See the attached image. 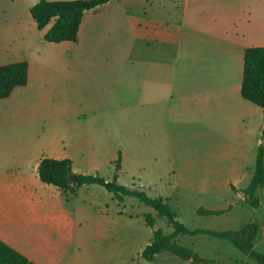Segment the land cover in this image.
I'll return each instance as SVG.
<instances>
[{
	"label": "crops",
	"instance_id": "crops-1",
	"mask_svg": "<svg viewBox=\"0 0 264 264\" xmlns=\"http://www.w3.org/2000/svg\"><path fill=\"white\" fill-rule=\"evenodd\" d=\"M14 1L30 13L39 0ZM112 20L131 33L133 104L137 118L151 122V137L170 147L173 129L181 126L191 137L202 139L207 149L197 156L204 164L198 170L204 169L213 146L222 152L217 161L219 173L213 174L209 189L215 201L201 204L195 211H224L206 217H231L234 208L250 207L237 191L248 185L239 184L249 183L252 177L258 149L252 137L258 138L263 129L264 109L244 100L240 87L245 49L264 47V0H111L85 12L77 42L59 43L63 50L49 52L61 63L49 68L44 58L15 60L19 53L0 63H28L26 85L0 100V241L35 264H153L163 256L170 258L162 252L152 262L141 259L153 231L159 228L156 224L153 229L146 226L143 216L149 212H127V198L133 197L125 196L120 203L104 188L89 185L67 200L60 190L42 183L37 172L40 161L50 158L69 160L72 174L87 175L73 165L77 157L73 149L85 146L83 142L88 143L91 136L85 137L86 132L76 125L75 114L78 107L84 109L91 102L78 97L77 80L79 74L87 75L91 69L94 54L78 46L84 25L91 31L92 24ZM60 68L69 72L70 78L57 87L46 72L53 71L55 76ZM113 70L114 75L122 74L118 68ZM121 100L119 94L112 95L108 103ZM56 113H69V117L57 118ZM45 116L50 117L48 126ZM86 116L83 113L81 118ZM236 138L241 139L239 144L234 143ZM183 169L193 178L200 177L192 165ZM80 198L83 202L79 205ZM137 217L149 231L135 225ZM250 223L258 225L253 249L264 254V220L245 225ZM203 236L176 239L209 261L206 264H258L238 250L240 255L223 252L226 244L212 241L214 237L201 241ZM132 248H137L136 259L126 255Z\"/></svg>",
	"mask_w": 264,
	"mask_h": 264
},
{
	"label": "rangeland",
	"instance_id": "rangeland-1",
	"mask_svg": "<svg viewBox=\"0 0 264 264\" xmlns=\"http://www.w3.org/2000/svg\"><path fill=\"white\" fill-rule=\"evenodd\" d=\"M22 9V6L15 5L14 0H0V63L16 53H19V57L15 60L44 58L49 68L61 63L59 58L50 57L49 52H58L63 48L43 40V35L50 26L39 30L29 11L23 12ZM256 29L257 27L255 33L258 32ZM121 30L118 21L112 20L103 25L92 24L91 31L84 25L81 31L78 49L83 52L87 49L91 50L94 58L93 64L89 65L91 69L87 75H78V97H86L91 102L84 109L78 107L75 117L76 125L81 131L86 132L85 137H88L89 133L91 136L90 140L87 139L88 143L83 142L85 146H80L79 150L73 149L77 155L73 163L75 168L87 175L109 177L112 180L115 175L114 162L120 155V169L116 175V183L144 191L150 197L162 196L170 199L169 205L175 212L177 220L190 230L232 228L231 231H239L249 221L257 220L260 223V220H264V186L256 191L260 205L254 209L238 206L234 208L231 217H206L197 213L199 209L195 211L201 204L215 201L211 199L212 192L209 189L214 180L213 174L219 173L217 161L222 152L213 146L211 152L206 155L208 158L204 169L198 170L197 167L204 164L197 160V156H202L207 149L202 145V139L191 137L181 126L173 129V137L168 142L171 143L170 147L161 146L155 137H151V122L147 118L140 121L133 104V61L129 55L132 45L129 38L131 33L125 27ZM113 68L120 69L122 74L114 75ZM52 73L53 71H47L46 77L48 74L54 78V85L57 87L66 85L70 78V73L61 68L55 76ZM74 81H76L75 76ZM117 94L123 100L108 103V98ZM83 113L87 115L85 119L81 118ZM56 117L65 119L69 117V113H56ZM56 117L53 119L55 120ZM44 119L48 126L50 117L45 116ZM252 140L254 146L257 144V152L262 148L264 153V125L258 133V138L254 136ZM233 141L239 144L241 139L236 138ZM88 159L92 161L86 163L85 160ZM181 162L192 165L195 168L194 172L200 177H191V173L183 169L185 165ZM176 184L178 187H175ZM247 184L248 181H244L239 186L244 187ZM198 185L200 190L197 189ZM237 194L241 195L239 191ZM230 195L231 199L234 198L232 193ZM241 197L243 198L242 195ZM235 200L239 202L240 197ZM82 202V198L77 201L79 205ZM126 210L132 215L149 212L156 217L157 228L165 234L173 231L164 218L153 214L150 208L134 198H127ZM135 219L136 226L140 225L143 231H149L148 228H144L143 220L138 217ZM204 236L201 237V241L212 239L207 235ZM144 240L143 236L142 244ZM176 241L177 244H182L179 239ZM212 241L225 243L226 246L222 249L225 253H238L233 243L217 238ZM129 253L131 258L136 259L137 248L127 249L126 255ZM166 255L170 257L169 260L164 259L163 256L153 264H184L181 260Z\"/></svg>",
	"mask_w": 264,
	"mask_h": 264
},
{
	"label": "trees",
	"instance_id": "trees-1",
	"mask_svg": "<svg viewBox=\"0 0 264 264\" xmlns=\"http://www.w3.org/2000/svg\"><path fill=\"white\" fill-rule=\"evenodd\" d=\"M111 0H39L30 8V16L40 30L50 26L43 35V40L49 43L77 42L79 28L85 12L94 11ZM28 78V63L20 61L0 65V100L9 97L16 87L25 86ZM241 97L264 109V47H251L244 51L243 73L240 87ZM115 175L111 181L97 175H77L76 182L69 181L72 174L69 160H55L43 158L38 166V176L42 183L51 185L61 191L67 200L76 195L79 188L97 185L111 193L118 202L129 196L149 207L158 217L164 218L172 227L170 234L161 229L153 231L150 244L141 253V259L146 262L155 260L156 255L167 252L180 260L191 261L193 264H206L209 261L201 259L196 253L185 246L177 244L179 236H195L197 234L211 236L233 243L234 246L251 260L264 264V254L253 249V241L258 231V225L250 223L239 231H212L208 229L189 230L181 224L175 212L162 197L152 198L146 192L135 188H128L116 183V175L120 169V155L114 162ZM264 186V153L259 148L256 156L252 177L248 185L239 190L244 203L256 208L260 200L256 191ZM234 190V189H233ZM202 216H218L224 211H210L199 209ZM146 226L153 229L156 217L148 213L143 216ZM0 264H35L0 241Z\"/></svg>",
	"mask_w": 264,
	"mask_h": 264
},
{
	"label": "water",
	"instance_id": "water-1",
	"mask_svg": "<svg viewBox=\"0 0 264 264\" xmlns=\"http://www.w3.org/2000/svg\"><path fill=\"white\" fill-rule=\"evenodd\" d=\"M76 178H77V176L75 174H71L69 176V181L72 182V183H75L76 182Z\"/></svg>",
	"mask_w": 264,
	"mask_h": 264
}]
</instances>
